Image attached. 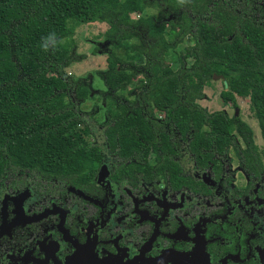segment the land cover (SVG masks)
I'll use <instances>...</instances> for the list:
<instances>
[{
	"label": "trees",
	"instance_id": "trees-1",
	"mask_svg": "<svg viewBox=\"0 0 264 264\" xmlns=\"http://www.w3.org/2000/svg\"><path fill=\"white\" fill-rule=\"evenodd\" d=\"M91 22L106 24L109 45L100 146L87 139L96 107L79 109L91 88L64 71L84 58L66 38ZM123 40L141 62L116 54ZM212 75L224 104L248 96L260 150L244 121L197 103ZM230 151L248 172L264 157V0H0V187L31 174L83 183L93 162L124 170L149 153L163 176L175 162H220Z\"/></svg>",
	"mask_w": 264,
	"mask_h": 264
},
{
	"label": "flooded vegetation",
	"instance_id": "flooded-vegetation-1",
	"mask_svg": "<svg viewBox=\"0 0 264 264\" xmlns=\"http://www.w3.org/2000/svg\"><path fill=\"white\" fill-rule=\"evenodd\" d=\"M230 152L156 177L155 158L93 162L83 183L19 176L0 187V264H264V157L248 172Z\"/></svg>",
	"mask_w": 264,
	"mask_h": 264
},
{
	"label": "rangeland",
	"instance_id": "rangeland-1",
	"mask_svg": "<svg viewBox=\"0 0 264 264\" xmlns=\"http://www.w3.org/2000/svg\"><path fill=\"white\" fill-rule=\"evenodd\" d=\"M131 16L134 18L136 17L134 14H131ZM106 27L105 23L98 22L79 24L75 26L71 35L66 38V44L68 48L74 50L76 55H83L84 58L79 61L71 62L64 68L66 75L74 79H82L85 83H87L89 88H91V91L87 94V98L79 104V109L82 112L87 113L93 106L96 107V110L93 113V120L96 125L94 128V123H91L92 134L91 136L88 134L89 136H87V139L90 143L99 146L102 140L101 136L97 132V124L102 123L104 120V104L101 95L104 87L100 80L99 73L106 69L105 58L106 51L109 48V45L103 36V32ZM128 44L127 40H123V46L116 51V54L128 60L132 59L137 63L141 62V56L136 53L133 54L129 52ZM181 48L182 46H178L175 53L179 52ZM174 55L171 54V58H167L165 61L171 63V66L176 67L177 64L173 61V58L175 57ZM50 75L54 76L52 71H50L46 76ZM132 82V86H134L135 79H133ZM221 89V78H211L208 84L203 87L204 97L198 100L197 103L207 111L211 112L214 110H223L228 116H237L239 119H243L252 130L254 141L259 142L256 130L257 125L254 123V119L249 108L248 98L235 96L236 104L234 108H231L229 105L224 104L221 101L219 97ZM231 132H233V130ZM229 156L234 158L231 152L229 153ZM147 159L148 162L154 161V157L151 153L148 154ZM231 162L235 161L232 160Z\"/></svg>",
	"mask_w": 264,
	"mask_h": 264
},
{
	"label": "water",
	"instance_id": "water-1",
	"mask_svg": "<svg viewBox=\"0 0 264 264\" xmlns=\"http://www.w3.org/2000/svg\"><path fill=\"white\" fill-rule=\"evenodd\" d=\"M215 76L214 75H212V78H214ZM223 85L225 86V82L223 81Z\"/></svg>",
	"mask_w": 264,
	"mask_h": 264
},
{
	"label": "clouds",
	"instance_id": "clouds-1",
	"mask_svg": "<svg viewBox=\"0 0 264 264\" xmlns=\"http://www.w3.org/2000/svg\"><path fill=\"white\" fill-rule=\"evenodd\" d=\"M44 47H45V50H47V45H44Z\"/></svg>",
	"mask_w": 264,
	"mask_h": 264
}]
</instances>
